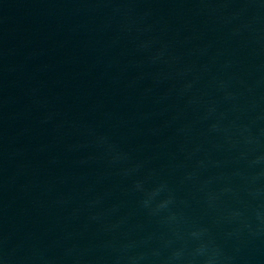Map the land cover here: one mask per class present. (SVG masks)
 I'll return each mask as SVG.
<instances>
[{
  "label": "water",
  "instance_id": "water-1",
  "mask_svg": "<svg viewBox=\"0 0 264 264\" xmlns=\"http://www.w3.org/2000/svg\"><path fill=\"white\" fill-rule=\"evenodd\" d=\"M0 264H264V0H0Z\"/></svg>",
  "mask_w": 264,
  "mask_h": 264
}]
</instances>
